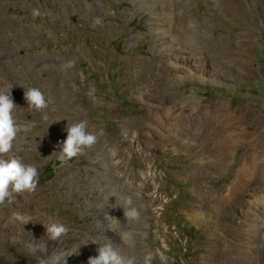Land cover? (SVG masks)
<instances>
[{
	"label": "rangeland",
	"instance_id": "obj_1",
	"mask_svg": "<svg viewBox=\"0 0 264 264\" xmlns=\"http://www.w3.org/2000/svg\"><path fill=\"white\" fill-rule=\"evenodd\" d=\"M238 1L245 9L230 0H0V92L12 88L20 126L2 158L39 171L34 191L0 205V264H88L106 240L134 264L148 253L150 264H264V168L247 184L239 176L254 150L264 160L253 133L264 123V0ZM235 40L248 47L227 51ZM30 86L46 109L28 106ZM208 110L231 112L230 148L219 144L223 132L209 133ZM80 120L105 147L62 162L67 126ZM126 198L137 220L126 221ZM54 222L68 229L55 240Z\"/></svg>",
	"mask_w": 264,
	"mask_h": 264
},
{
	"label": "clouds",
	"instance_id": "obj_2",
	"mask_svg": "<svg viewBox=\"0 0 264 264\" xmlns=\"http://www.w3.org/2000/svg\"><path fill=\"white\" fill-rule=\"evenodd\" d=\"M11 89L0 92V205L11 203L14 193L32 192L39 184V171L35 165L25 163L20 157L2 158L3 154L12 149L13 141L20 131L16 116L18 106L11 95ZM24 98L28 106L36 110H44L48 106L44 92L38 87L30 86L25 90ZM66 131L67 137L61 142V151H59V159L62 162L83 154L85 149H90L97 143V134L89 130L86 120L68 125ZM122 208L126 221L139 218L140 213L137 208L132 206L130 198L125 199V206ZM67 231L68 229L63 223L54 222L47 226V234L53 240L66 234ZM131 237V233L121 235L123 241H129ZM78 250L79 246L74 248L72 253L78 252ZM97 253L96 256L89 258L88 264H134L135 258L122 255L119 247L110 240L99 244ZM151 259L152 254H146L143 264H150Z\"/></svg>",
	"mask_w": 264,
	"mask_h": 264
},
{
	"label": "bare ground",
	"instance_id": "obj_3",
	"mask_svg": "<svg viewBox=\"0 0 264 264\" xmlns=\"http://www.w3.org/2000/svg\"><path fill=\"white\" fill-rule=\"evenodd\" d=\"M232 3H234L235 5H237V6H239L242 10L243 9H245V6H242L241 5V2L240 1H238V0H230ZM243 2V1H242ZM244 4V3H243ZM237 9H238V7H237ZM242 10H239L238 12H241ZM242 13V12H241ZM247 36V35H246ZM238 36H236V38H237ZM243 39V38H242ZM240 40V39H239ZM249 41H242V42H240V41H237V40H235V42H232L230 45H229V47H228V50L227 51H234L235 49L236 50H240V47H239V45H244V47L245 48H247L248 47V43ZM228 43V42H227ZM201 47V46H200ZM196 48H198V47H196ZM194 49V48H193ZM227 49V48H226ZM223 50V49H222ZM247 52V51H246ZM173 53H176L175 52V49H174V52ZM222 53H223V51H222ZM231 54H233V53H231ZM241 54V53H240ZM235 58V57H234ZM65 91V90H64ZM63 91V92H64ZM63 96V100H65V101H67L68 100V96H67V94L65 95V94H63L62 95ZM65 98V99H64ZM17 101V100H16ZM21 108V107H20ZM69 109V108H68ZM69 111H71V108H70V110ZM74 111V110H73ZM80 112H78L77 113V116L76 117H78L79 119L81 118V115H82V113H81V111H82V109H80L79 110ZM75 113V112H74ZM250 113V112H249ZM76 114V113H75ZM246 114V113H245ZM251 114V113H250ZM168 116H170V115H168ZM203 116H205V117H203V121H204V123L206 122V123H208V124H210V127H208V130H209V133L211 134V135H215L216 136V138H217V136H219L220 135V133L221 132H223L224 133V135H223V138L222 139H220L219 140V144L221 143L223 146V148H225V149H228V147L230 148L231 146L230 145H232V142L231 141H233L232 140V137H233V134H234V131H233V128H234V125H233V121H232V114H231V112L229 113V112H227V111H210V110H208V111H206V113L203 115ZM167 117V116H166ZM171 117H172V115H171ZM183 117H184V115H183ZM257 117V116H256ZM170 118V117H169ZM174 118V117H173ZM238 118V117H237ZM236 118V119H237ZM243 118L245 119H249L248 118V116H243ZM160 119V118H159ZM162 119V118H161ZM184 119H185V117H184ZM163 120V119H162ZM164 120H165V118H164ZM163 120V121H164ZM181 120V119H180ZM159 121V120H158ZM167 121H169V120H167ZM167 121H165V123L166 124H170V122L168 123ZM174 121V120H173ZM252 121H254L253 119H252ZM238 122V121H237ZM162 123V122H161ZM203 123V124H204ZM165 124V125H166ZM234 124H235V122H234ZM162 126V125H161ZM206 126V125H205ZM167 127H168V125H167ZM184 127V126H183ZM165 128H166V126H165ZM181 128V127H180ZM186 128V127H185ZM204 128V127H203ZM89 129L91 130V128H90V126H89ZM178 129V128H177ZM195 129V128H194ZM169 130H170V128H169ZM182 130H184V129H182ZM190 130H193V129H190ZM205 130V129H204ZM189 131V130H188ZM195 131V130H194ZM225 131V132H224ZM171 132V131H170ZM179 132V131H178ZM182 133H184V131L182 132ZM189 133H190V131H189ZM253 133L254 134H257V137H258V139L257 140H259V143H258V146H264V123H261L260 121H258V120H255V126H254V130H253ZM172 134H174V132L172 133ZM176 134V133H175ZM187 134V133H186ZM168 135H171V134H168ZM188 135V134H187ZM190 135H192L191 133H190ZM172 136V135H171ZM181 136V135H180ZM180 136H179V138H180ZM186 136V135H185ZM194 136V135H193ZM176 137V136H175ZM170 138V137H169ZM174 138V137H173ZM192 138V137H191ZM192 140H194V139H192ZM177 141V140H176ZM98 143H99V145L98 146H100V148H101V150L103 151V149H104V147H105V143H103V142H101V140H98L97 141ZM220 144V145H221ZM169 149V148H168ZM219 149V148H218ZM96 152H98V151H100V150H98V149H96L95 150ZM262 151V150H261ZM88 152V151H87ZM108 153V152H107ZM257 153V151L256 150H254L248 157H247V159H245L244 161H243V163H242V165H241V168L239 169V176L240 177H242L245 181H246V184L249 182V181H251L253 178V176L255 175V174H257L256 172L261 168V167H263L264 168V160H262L261 159V157L259 156V154H256ZM99 154V153H98ZM97 154V155H98ZM109 154V153H108ZM264 156V155H263ZM259 157V158H258ZM101 160V159H100ZM117 166V165H116ZM107 168V167H106ZM264 174V173H263ZM259 177V176H258ZM257 179V178H256ZM66 182V181H65ZM258 182V181H257ZM72 183H73V181H72ZM67 184V183H66ZM257 186V185H256ZM255 186V187H256ZM235 188V187H234ZM236 189V188H235ZM237 190V189H236ZM223 198V197H222ZM226 198V197H225ZM18 203V202H17ZM13 205V204H12ZM224 210V209H223ZM11 212H12V209L11 210H9V209H6L5 210V214H6V216H10V214H11ZM102 213V212H101ZM224 213V212H223ZM2 216V215H1ZM11 216H12V214H11ZM3 217V216H2ZM102 217V216H101ZM13 219V218H12ZM20 219V218H19ZM103 220H104V218H102ZM17 222V221H16ZM20 221H18V223H19ZM24 224V223H23ZM15 225V224H14ZM22 225V224H21ZM29 225V224H28ZM27 225V226H28ZM24 226H25V224H24ZM24 229V228H23ZM28 229H29V226H28ZM20 230V229H19ZM22 230V229H21ZM25 230V229H24ZM34 233V232H33ZM58 241V240H57ZM253 242V241H252ZM116 244V243H115ZM250 244H248V246H249ZM247 246V245H246ZM122 249V248H121ZM126 251V250H125ZM124 252V251H123ZM128 253V252H127ZM128 254H130V255H132L133 256V253H128ZM124 255V254H123ZM126 255V254H125ZM130 257V256H129ZM252 263V262H251Z\"/></svg>",
	"mask_w": 264,
	"mask_h": 264
}]
</instances>
